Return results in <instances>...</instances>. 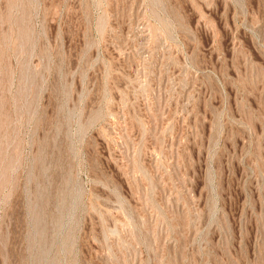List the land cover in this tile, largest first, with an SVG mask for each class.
<instances>
[{"label":"rangeland","instance_id":"1","mask_svg":"<svg viewBox=\"0 0 264 264\" xmlns=\"http://www.w3.org/2000/svg\"><path fill=\"white\" fill-rule=\"evenodd\" d=\"M0 264H264V0H0Z\"/></svg>","mask_w":264,"mask_h":264}]
</instances>
